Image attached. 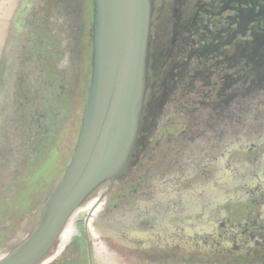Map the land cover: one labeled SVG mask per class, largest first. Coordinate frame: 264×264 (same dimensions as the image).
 I'll list each match as a JSON object with an SVG mask.
<instances>
[{
	"label": "flooded vegetation",
	"instance_id": "flooded-vegetation-1",
	"mask_svg": "<svg viewBox=\"0 0 264 264\" xmlns=\"http://www.w3.org/2000/svg\"><path fill=\"white\" fill-rule=\"evenodd\" d=\"M61 1L53 0L54 11L61 6ZM67 1L72 3V8L78 3L83 16V0ZM187 3L195 11V20L191 21V18L189 21V27L181 35L180 50L174 53L175 75L167 103L160 110L156 109L150 120L154 138L123 178L115 181L111 188L99 189L84 207L83 240L90 264H94L93 245H99L98 252L106 258L114 259H117L118 252L136 250L137 257L148 264H264V254L261 253L264 251V202L261 201L258 209H251L243 223L231 224L232 238H223L225 230L219 241L207 243V240H216L217 236L212 227L205 228L208 217L203 212L204 205L197 219L202 228L190 234L192 226L188 223L186 229L178 227L181 219L178 208L184 204L182 201L180 204L171 199H156L151 200L150 206L146 201L148 195L162 198L165 188L184 195L196 182L207 185L221 174V168H224L222 158L233 161L238 155H244L247 158L243 159H249L247 151L242 153L244 151L238 150L237 145L244 133L255 129L264 120V0H187ZM42 5L43 9L37 14L41 22L38 25L45 22L44 0ZM74 9L69 12L73 13ZM84 17L86 19V14ZM8 22V14L4 13L0 18V63L5 69L15 60L14 51L20 43V35L15 36L13 28L8 29ZM158 23L155 47L160 40V21ZM71 24L65 25V29L72 33L70 38L74 45L70 44L68 55L61 58L59 54L57 61L60 66L64 61L65 65L76 64L78 83L82 54L81 42L76 39L80 27L76 24L74 29V23ZM24 32L28 33V30ZM184 65L186 72L182 73ZM195 175L199 176L196 182L193 180ZM39 178L38 175L33 179L24 178L26 189L23 187L22 190L24 195L28 194L20 199L13 191L16 189H10L21 187L19 184L6 189L10 197L6 203L3 200L0 204V242L3 246H8L11 228L15 227L13 217L10 225L7 218L10 215L15 219L25 215L26 218L34 217L35 210L46 196V189L38 183ZM232 186L234 193L237 186ZM262 197L264 200V192ZM164 208L168 209L169 217L163 222L162 218L159 221V216ZM133 215L139 216L140 222V228L134 231L125 225H130ZM157 221L161 229L166 228L164 233L152 230L150 224ZM219 225L223 224L219 222ZM237 234L244 236L246 243H243L249 249L245 254L236 246L240 245L233 238ZM73 236L69 234L67 248L72 246ZM65 241L67 235L64 232L41 264H50L55 259H51L52 256L58 257L69 251L65 248L57 255ZM230 244L232 249H228ZM221 250L224 254H216ZM130 253L128 256L133 257ZM142 253H150V256ZM257 253L261 254L257 256Z\"/></svg>",
	"mask_w": 264,
	"mask_h": 264
},
{
	"label": "water",
	"instance_id": "water-1",
	"mask_svg": "<svg viewBox=\"0 0 264 264\" xmlns=\"http://www.w3.org/2000/svg\"><path fill=\"white\" fill-rule=\"evenodd\" d=\"M83 1L86 19L82 13L72 26L80 27L76 40L82 54L73 100L75 142L60 170L64 160L57 154L55 171L42 184L49 187L47 194L26 235L9 237L7 247L0 242V264H41L89 198L131 169L155 136L150 120L167 103L174 53L195 20L187 0Z\"/></svg>",
	"mask_w": 264,
	"mask_h": 264
},
{
	"label": "rangeland",
	"instance_id": "rangeland-1",
	"mask_svg": "<svg viewBox=\"0 0 264 264\" xmlns=\"http://www.w3.org/2000/svg\"><path fill=\"white\" fill-rule=\"evenodd\" d=\"M42 1L0 0V18L4 13H7L8 29L13 28L15 36L20 35V37L18 36L20 38L19 46L14 51L15 60L7 67L8 70L0 63V204L3 200L6 203L10 197L6 189L11 185L18 186L19 184L21 186L10 188L16 189L13 191H16L18 199L28 194L24 195L25 192L22 190L23 187L26 189L27 181L23 185L25 177L33 179L37 175L40 176L38 183H41L42 186L45 179L51 174L53 175L55 171L54 163L57 161V154L61 153L64 160L60 170L65 165L64 157H67L68 151L73 148L75 142V120L78 107L74 105L73 100L77 75L70 63L65 65L64 61L60 66L57 57L59 54L61 58L68 55L70 44L74 45L70 38L72 33L66 31L65 25L75 24L76 18L79 20L80 8L78 3L74 4L73 8L75 9L71 13L69 11L73 9L72 3L62 0L61 6L54 11L53 0H44L45 22L40 25V18L37 14L43 9ZM22 5L23 7H21ZM18 13L19 15H17ZM18 17L20 21L17 28ZM12 21L13 24H11ZM59 23L61 24L59 25ZM25 29L28 30V33L24 32ZM18 32L19 34H16ZM74 66H76L75 63ZM4 79L7 80L4 81ZM237 147L238 150L244 151L242 153L247 151L249 159H243V157L247 158L244 155H238V159L233 161L222 158L224 168H221V174L207 185L202 186L197 183L199 176L195 175L193 180L196 183L188 190V193L179 195L165 188L162 198L146 196L148 205L150 206L152 203L151 200L156 199L179 201L180 204L183 202L184 204L178 208L181 217L178 227L184 229L188 223L189 226H192L190 234L196 233L202 228L197 223V219L198 212L204 205L203 212L208 217L205 228L212 227L217 236L216 240H207V243L219 241L225 230L227 232L223 238L229 236L232 238L231 224L234 222L243 223L245 218L250 215L251 209H258L261 201L264 202L262 197L264 192V120L258 123L255 129L244 133ZM54 177H52V181ZM232 184L237 186L234 193L231 191L234 187ZM44 188L46 189L45 194H47L49 187ZM85 206L86 204L75 213L68 224L65 230L67 241L63 242L61 251L57 250V255H60L65 248L69 251H64L58 257L52 256L51 259L54 257L55 259L53 262H49L50 264H90L83 240ZM160 215L159 221L162 218L164 222L169 217L168 209L164 208ZM12 217L15 227L11 228V236L18 240L26 235L33 217L26 218L25 215L15 219L13 215H10L7 218L9 225L13 223L10 220ZM137 217L131 216L130 225L125 224L133 231L137 227L140 228ZM219 219L221 220L219 221ZM22 221L25 223L23 224ZM26 221H29V224ZM159 221L150 224V226L152 225V230L164 233L166 228L161 229ZM219 222L223 225H219ZM186 231L188 232V230ZM208 231L212 232L211 229ZM69 234L74 236L72 246L67 248ZM233 238L240 244L236 246L241 253L245 254L249 251L244 236L237 234ZM229 248L232 249L233 245L230 244ZM97 249H99V245H93L94 264H148L137 257L136 250H132V253L118 252L119 255L115 257L117 259H114L110 256L106 258ZM129 253L133 254V257L128 256ZM217 253L224 254L223 250ZM261 253L264 254V251ZM142 255L150 256V253H142Z\"/></svg>",
	"mask_w": 264,
	"mask_h": 264
}]
</instances>
